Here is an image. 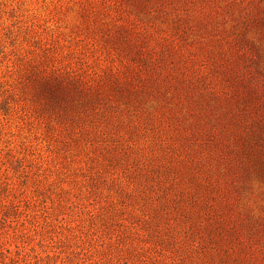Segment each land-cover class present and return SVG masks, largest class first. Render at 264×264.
<instances>
[{
    "label": "rangeland",
    "instance_id": "374dc122",
    "mask_svg": "<svg viewBox=\"0 0 264 264\" xmlns=\"http://www.w3.org/2000/svg\"><path fill=\"white\" fill-rule=\"evenodd\" d=\"M252 177L264 0H0V264H264Z\"/></svg>",
    "mask_w": 264,
    "mask_h": 264
},
{
    "label": "trees",
    "instance_id": "16d2710c",
    "mask_svg": "<svg viewBox=\"0 0 264 264\" xmlns=\"http://www.w3.org/2000/svg\"><path fill=\"white\" fill-rule=\"evenodd\" d=\"M64 75L65 74H62L60 72H54L43 77L42 84L48 85L52 90L51 94L53 95L52 97L54 98V101L57 102L59 100L61 101V99H67L66 95L70 90L75 93V96H77L79 93H85V101L97 99V97L99 96L97 87L96 85H94V83L87 84V82L83 78H75L70 75ZM112 78L113 81L116 82V84H120L121 81L114 73L112 74Z\"/></svg>",
    "mask_w": 264,
    "mask_h": 264
},
{
    "label": "clouds",
    "instance_id": "9594fccd",
    "mask_svg": "<svg viewBox=\"0 0 264 264\" xmlns=\"http://www.w3.org/2000/svg\"><path fill=\"white\" fill-rule=\"evenodd\" d=\"M248 183L250 191L245 193L241 202V209L253 221H259L264 219V211H262L257 198L261 195V193H264V181H261L256 177H252Z\"/></svg>",
    "mask_w": 264,
    "mask_h": 264
}]
</instances>
